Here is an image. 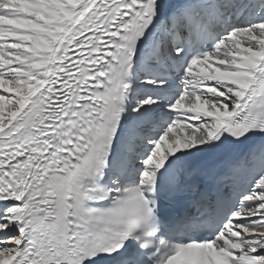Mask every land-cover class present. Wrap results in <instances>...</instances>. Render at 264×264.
<instances>
[{
	"label": "snow or ice",
	"instance_id": "1",
	"mask_svg": "<svg viewBox=\"0 0 264 264\" xmlns=\"http://www.w3.org/2000/svg\"><path fill=\"white\" fill-rule=\"evenodd\" d=\"M0 264H264V0H0Z\"/></svg>",
	"mask_w": 264,
	"mask_h": 264
}]
</instances>
